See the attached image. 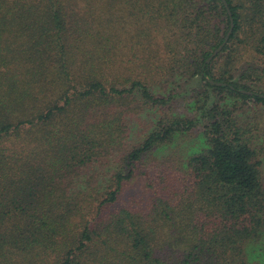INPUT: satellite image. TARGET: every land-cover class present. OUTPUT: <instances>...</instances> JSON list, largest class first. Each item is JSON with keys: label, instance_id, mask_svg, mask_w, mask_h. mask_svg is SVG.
<instances>
[{"label": "trees", "instance_id": "trees-1", "mask_svg": "<svg viewBox=\"0 0 264 264\" xmlns=\"http://www.w3.org/2000/svg\"><path fill=\"white\" fill-rule=\"evenodd\" d=\"M225 1L231 34L223 0H0V264H264V145L239 113L264 69L236 73L264 56V0ZM122 35L148 80L114 73ZM160 77L204 84L195 117L164 114ZM204 122L182 171L150 162Z\"/></svg>", "mask_w": 264, "mask_h": 264}, {"label": "rangeland", "instance_id": "rangeland-1", "mask_svg": "<svg viewBox=\"0 0 264 264\" xmlns=\"http://www.w3.org/2000/svg\"><path fill=\"white\" fill-rule=\"evenodd\" d=\"M118 50L115 57L111 59L113 62V71L120 77L121 82L125 81L127 77H132L139 80H148V75L146 74L145 68L141 66L143 64L142 57L134 58L136 55L134 51H131L132 42L131 38L127 35H122L118 40ZM245 48H242L241 51V62L238 64L237 77L246 70L247 68L259 67L264 69V56L250 53L248 50L245 53ZM247 50V49H246ZM220 63L221 61L218 60ZM112 67V65H111ZM108 73H113L112 69L106 68ZM157 82L152 89V92L159 96L160 94H169L174 95V98L170 107L164 109V114H175L180 117L193 118L197 115L196 109L191 108L190 104L192 102V97L196 92H202L205 89V86L202 82L189 81L181 82L179 85L173 84L172 82H165L164 79L156 78ZM129 86V85H128ZM253 91L264 92V84H253L251 85ZM243 110L240 113V116L244 123H247L246 120L252 122L253 134L256 136L257 144L264 145V106L256 105L254 102H248L242 104L241 107ZM161 116V113H153L152 121L146 120H132L130 126L131 128V139L135 142L142 140V136L148 134L153 128L155 122L157 123L158 118ZM153 122V124H152ZM152 124V125H151ZM206 122L200 124L199 128H196L192 132L188 133L185 137L178 138L172 145H169L161 150H158L154 153L150 162L155 164L154 159L157 160L156 164L160 165L163 168V172H171L172 170L180 171V168H171L176 161L184 163L185 159L193 153L199 145V135L203 132ZM168 168H164V167ZM182 171V170H181ZM184 171L186 169L184 168ZM148 187L147 182L143 177H137L133 182H129L125 186L124 197L122 200L127 202H134L137 204H142L145 199L142 187ZM150 190V189H149ZM151 191V190H150ZM152 192V191H151Z\"/></svg>", "mask_w": 264, "mask_h": 264}, {"label": "water", "instance_id": "water-1", "mask_svg": "<svg viewBox=\"0 0 264 264\" xmlns=\"http://www.w3.org/2000/svg\"><path fill=\"white\" fill-rule=\"evenodd\" d=\"M223 2H224L225 7L227 8L228 13H229V16L231 18L232 26H231V30L229 32L231 34L232 29H233V26H234L233 25L232 13H231V11H230V9H229L228 4L226 3V1L223 0ZM227 41H228V38L225 40V42L221 46H219V48L217 50H215L213 52V54L211 55V57L208 59L207 63H210L214 58H216V56L222 51L223 47L226 45ZM219 85H222V84H219ZM243 93L248 94V95H252L253 94L252 92H246V91H243Z\"/></svg>", "mask_w": 264, "mask_h": 264}]
</instances>
